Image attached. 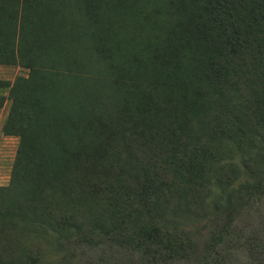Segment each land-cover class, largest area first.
Instances as JSON below:
<instances>
[{
	"label": "trees",
	"instance_id": "trees-1",
	"mask_svg": "<svg viewBox=\"0 0 264 264\" xmlns=\"http://www.w3.org/2000/svg\"><path fill=\"white\" fill-rule=\"evenodd\" d=\"M0 264H264V0H0Z\"/></svg>",
	"mask_w": 264,
	"mask_h": 264
},
{
	"label": "rangeland",
	"instance_id": "rangeland-1",
	"mask_svg": "<svg viewBox=\"0 0 264 264\" xmlns=\"http://www.w3.org/2000/svg\"><path fill=\"white\" fill-rule=\"evenodd\" d=\"M25 70L16 66H0V78L13 80L15 76L24 74ZM9 101H5L0 110V185L8 182L10 169L17 146V138L6 136L1 132V125L6 117Z\"/></svg>",
	"mask_w": 264,
	"mask_h": 264
},
{
	"label": "built area",
	"instance_id": "built-area-1",
	"mask_svg": "<svg viewBox=\"0 0 264 264\" xmlns=\"http://www.w3.org/2000/svg\"><path fill=\"white\" fill-rule=\"evenodd\" d=\"M7 136V135H6ZM13 137V136H12Z\"/></svg>",
	"mask_w": 264,
	"mask_h": 264
}]
</instances>
